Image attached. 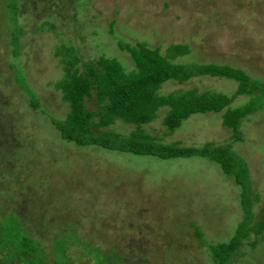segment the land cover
Wrapping results in <instances>:
<instances>
[{
  "label": "rangeland",
  "instance_id": "374dc122",
  "mask_svg": "<svg viewBox=\"0 0 264 264\" xmlns=\"http://www.w3.org/2000/svg\"><path fill=\"white\" fill-rule=\"evenodd\" d=\"M11 1L0 0V217L19 223L13 207L26 209L46 247L43 264L56 259L52 231L59 226L85 244L100 245L119 264H214L209 244L229 241L244 217L240 185L208 159L165 160L64 139L51 120L69 110L55 87L65 73L57 48L73 47L80 69L103 55L131 70L132 57L119 42H145L163 54L184 43L189 52L174 62L229 64L264 81V0H18L17 11ZM42 21L53 27L41 29ZM18 25L25 31L16 44ZM237 86L233 79L202 75L167 81L160 91L231 95ZM34 96L37 108L29 103ZM251 97L236 96L232 104ZM167 109L144 129L167 143L231 142L245 157L257 194L255 224L264 211V106L242 121V139L236 141L222 124L223 111L192 114L168 132L162 123ZM110 127L127 135L136 126L116 119ZM58 237L72 240L62 232ZM73 244L77 252L67 251L69 257L94 264L89 248ZM5 247L13 250L12 241ZM230 264H264V237L251 231Z\"/></svg>",
  "mask_w": 264,
  "mask_h": 264
},
{
  "label": "trees",
  "instance_id": "16d2710c",
  "mask_svg": "<svg viewBox=\"0 0 264 264\" xmlns=\"http://www.w3.org/2000/svg\"><path fill=\"white\" fill-rule=\"evenodd\" d=\"M17 1L9 3L10 9L18 10ZM45 26L52 28L53 24L42 21L41 29ZM24 31L21 25L15 28L13 40L16 44ZM119 46L130 53L134 62L131 70H125L117 58L103 55L95 60L84 61L80 69L78 63L82 60L73 47L61 44L57 48L63 54L65 73L55 83V87L62 91L61 97L68 102L69 110L64 118L52 117L53 124L64 139L78 146L96 145L131 155L154 156L165 160L197 157L218 163L223 172L240 185L244 210V217L229 241L209 244L214 264H230L232 256L251 231L258 237H264V211L253 224V203L257 194L252 191V173L245 157L233 150L231 142L219 144L207 141L201 145L167 143L146 131L143 125L156 119L164 106H168V109L162 123L168 132L181 127L192 114L223 111L222 124L232 130L231 139L241 140L242 121L264 106V81L250 76L243 68L229 64L174 62L172 59L175 56L189 52L184 43L169 46L167 54H163L159 48L149 47L145 42L135 45L119 42ZM202 75L233 79L238 86L231 95L214 90L199 91L197 88L177 89L167 93L160 91L162 84L167 81L183 82ZM243 94L252 97L243 105H233L234 98ZM29 103L31 107L37 108L40 102L34 96ZM116 119L133 123L136 127L127 135L121 134L110 127ZM13 209L20 212L19 223H8L0 217V264H43L47 256L46 247L39 241L34 230L35 224L26 209L19 205ZM46 222H49V218ZM46 222L45 228L49 229ZM64 227L59 226L54 231L49 229L55 233L52 241L58 247L56 249L53 246L57 255L50 264H86L87 261L80 262L67 255V251L77 252L73 244L75 241L89 248L88 254H93L91 259L94 264L120 263L119 259L111 260V255L100 245L95 246L92 242L85 244V240H77V235H71L70 229L63 230ZM196 229L197 234L201 235L199 228ZM61 232L71 237L70 243L59 239ZM11 241L13 250L4 248V244Z\"/></svg>",
  "mask_w": 264,
  "mask_h": 264
}]
</instances>
